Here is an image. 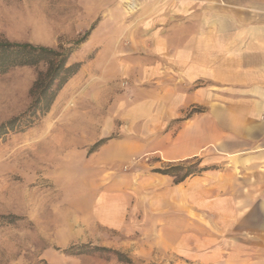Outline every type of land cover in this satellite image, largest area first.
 Wrapping results in <instances>:
<instances>
[{
  "label": "rangeland",
  "instance_id": "1",
  "mask_svg": "<svg viewBox=\"0 0 264 264\" xmlns=\"http://www.w3.org/2000/svg\"><path fill=\"white\" fill-rule=\"evenodd\" d=\"M167 1L0 0V40L72 47L67 65L82 62L48 111L0 131V264H264L255 222L223 234L216 175L200 171L216 161L173 159L203 108L173 109L179 81L153 49ZM47 65L0 73V125L29 109Z\"/></svg>",
  "mask_w": 264,
  "mask_h": 264
},
{
  "label": "crops",
  "instance_id": "2",
  "mask_svg": "<svg viewBox=\"0 0 264 264\" xmlns=\"http://www.w3.org/2000/svg\"><path fill=\"white\" fill-rule=\"evenodd\" d=\"M158 12L153 49L179 81L173 109L203 108L173 159L216 161L204 172L216 175L223 234L239 219L264 230V0H168Z\"/></svg>",
  "mask_w": 264,
  "mask_h": 264
},
{
  "label": "trees",
  "instance_id": "3",
  "mask_svg": "<svg viewBox=\"0 0 264 264\" xmlns=\"http://www.w3.org/2000/svg\"><path fill=\"white\" fill-rule=\"evenodd\" d=\"M79 42L80 40H78L76 44ZM73 49L74 48L71 47L66 53H62L58 49L44 45H34L30 42H17L8 39L0 40V73H4L10 68L18 65H37L42 61L48 63L45 70H40L38 72L37 78L33 83L31 88L33 100L29 109L23 113V115L2 123L0 125V131L7 127L21 125L25 121L31 122L34 118H37L39 110L42 111V113H45L51 108L58 91L71 77L77 74L82 67V62L80 61L67 65ZM99 144L100 142H98L96 146ZM177 167L179 166L175 165L168 168H155L154 171L176 175L175 169ZM205 169L207 168L203 167L200 171ZM193 172L194 170L187 171L176 181L180 182L184 180ZM107 249L108 248L104 246L71 245L68 248L62 249V251L67 254H78L95 253Z\"/></svg>",
  "mask_w": 264,
  "mask_h": 264
}]
</instances>
